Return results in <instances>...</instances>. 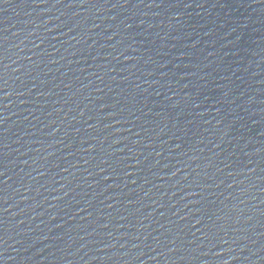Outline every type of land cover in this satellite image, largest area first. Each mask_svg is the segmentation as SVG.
<instances>
[{"label": "water", "instance_id": "1", "mask_svg": "<svg viewBox=\"0 0 264 264\" xmlns=\"http://www.w3.org/2000/svg\"><path fill=\"white\" fill-rule=\"evenodd\" d=\"M0 264H264V0H0Z\"/></svg>", "mask_w": 264, "mask_h": 264}]
</instances>
